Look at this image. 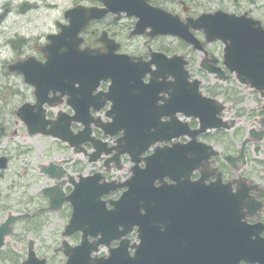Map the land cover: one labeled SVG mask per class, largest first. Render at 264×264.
I'll list each match as a JSON object with an SVG mask.
<instances>
[{
  "label": "flooded vegetation",
  "instance_id": "flooded-vegetation-1",
  "mask_svg": "<svg viewBox=\"0 0 264 264\" xmlns=\"http://www.w3.org/2000/svg\"><path fill=\"white\" fill-rule=\"evenodd\" d=\"M255 4V0H0V219L5 210L16 209L7 211L0 221V229H9L1 236L0 264H22L29 259L31 249L38 259L45 260L37 264H66L68 256L64 250L68 246L62 232L72 206L64 200L55 212L49 209L51 204L56 205L63 195L71 193L80 173H101V182L124 181L130 176L131 164L126 155L121 156L119 169L114 161L107 163L103 155L97 161H90L96 149L91 141L79 143V132L84 128L79 106L88 105L90 112L85 115L94 118L92 105L98 104L96 97L106 93L112 83L110 78L101 79L96 89L87 91L94 80L91 74L95 64L111 68L110 63L118 61L119 71L123 73L121 61L132 59L145 63L152 57V51L168 56L180 54L187 64L177 71L166 69L167 84L138 86L145 92L139 89L140 93L128 97L142 98L141 103L156 110V118L158 113H170L159 112L160 107L177 102L185 113H177L184 123V134L178 141L187 143L192 136L186 134V129L194 130L200 122L196 117L186 118V80H182L178 90L171 84L175 80L171 73H184L187 68L189 79L200 80L203 95L228 104L219 113L228 127L208 128L196 136L195 141L200 145H210V148L203 146L204 153H218L201 159L200 164L186 166V182L156 179L152 183L153 191L168 195L153 200L159 201V209L169 210V204L177 203L172 212L186 203V229L176 228L174 218L165 213L149 220V229L124 223L114 232L120 233L117 239L98 245L89 255L79 256L84 261L78 260V264H264V157L261 155L264 99L259 95L250 106L243 100L230 99L241 97L242 92L238 91L241 87L222 84L225 81L202 67V64L221 67L227 79L234 77L224 66L222 42L205 44L208 54H202L178 35L154 33L169 23L174 30L186 33V24L191 20L216 10L255 17V12H260ZM188 29L204 41L205 34L197 23L195 28ZM137 70L142 73V82L148 83L156 67ZM106 71L103 73L108 76ZM80 86L86 89L80 90ZM250 92L256 94L254 90ZM112 103L105 100L104 110L111 108ZM232 107L237 110L228 117L225 113ZM97 114L107 120L104 111ZM240 118L254 124L239 127ZM161 120L168 121L170 116L162 115ZM31 123L42 127L36 128ZM91 126L90 137L109 144L121 134L106 137L99 128ZM34 135L44 140L41 146L44 155L52 156L38 165L44 183L37 192L31 191L30 161L21 160L30 153L28 138ZM242 154L244 158H240ZM95 164L100 166L94 168ZM89 166L93 168L88 169ZM139 167H146L144 160ZM125 169L124 177L112 176ZM136 185L137 197H132L136 201L134 210L147 199L143 191L150 192L144 182ZM123 187L104 198L111 201L120 198L128 190V186ZM107 206L111 208L112 204ZM45 214L64 221L59 243L45 245L39 239L27 238V234L36 232L37 218H45ZM19 223L21 227L15 229ZM141 233L153 237L151 245L140 244ZM94 234L100 236L99 232L89 233L87 247L96 243ZM81 236V230L71 235L72 247L80 242ZM9 239L13 244H9ZM118 249V256L110 262L111 253Z\"/></svg>",
  "mask_w": 264,
  "mask_h": 264
},
{
  "label": "water",
  "instance_id": "water-1",
  "mask_svg": "<svg viewBox=\"0 0 264 264\" xmlns=\"http://www.w3.org/2000/svg\"><path fill=\"white\" fill-rule=\"evenodd\" d=\"M220 12L214 13L213 15H205L203 17L198 18L197 20H191L190 24H186V26L191 25L194 26L198 23L199 26H202L206 33V40L212 41L216 39H220L225 43V62L229 66L231 70L237 71L238 79L241 83H245L256 89H259L264 95L262 91L264 89V27L258 20H253L251 18H246L244 15L235 16V15H223L219 16ZM219 16V18H218ZM159 25V24H158ZM168 25L166 24L164 27L159 25L164 30H158L159 32H171V30H167ZM186 41L193 44L194 48L202 49V45L197 41L191 34L186 32ZM154 64L156 66V70L152 72V78L156 79L166 67H175V69H181L183 66V62H181L177 57H171L170 59L164 56H153L149 62L142 65L150 66ZM119 62L112 61L110 63L111 68H106L107 66L101 67L98 64H95L92 72H103L108 69H111L108 72V77H110L114 83H116L118 76L114 73L119 71ZM122 67L125 65V70L128 71L129 61H121L120 64ZM106 69V70H103ZM214 71V70H210ZM115 75V76H114ZM102 76H96L97 80L93 78L91 84H94L98 81ZM166 77V76H163ZM178 78V75H175ZM130 78L132 80L140 81L141 75H133L126 76L124 79ZM187 78V73H186ZM196 84L199 82H195ZM96 86V84H95ZM124 86V82H121V85L118 87H111V90L108 93V96H98L97 101L100 99H110L113 101V110H111L109 115H112L114 118V124L117 125V128L125 130L124 137H121L117 140L116 145H111L110 147H106V143H104V147L97 146L98 150L95 155L91 158L92 160L96 159L97 156L104 151L105 154L114 153L115 158H119L120 154L127 152L131 161L135 163L133 167V175L128 179L129 189L126 194L120 197L117 201H112V205L114 209L112 211L106 210V202L101 199V196L107 193H110L116 187L112 186V182L109 183H99L98 175L96 177L89 176L84 177L80 175V182L76 185L75 189L69 195L68 199L72 202L73 205V214L66 225L65 231L63 234L65 236L71 235L75 230L82 228L84 230L93 229L99 230L103 229L105 232H114L118 226L121 224H139L140 228H150L147 224L149 220L156 218L158 215L163 213L168 214L173 217L175 220V227L180 229H186V203H183L182 208L172 211V207H175L177 203L169 204L170 209L166 210L159 209V201L153 202L160 197H166L168 195L160 193V191L152 190V183L154 180H164L165 176H168L172 180L186 182V166L192 167L194 165L200 164L201 159L208 158L211 153H204L205 145H198L194 139L188 142L187 144H183L180 142H172V138L178 137L183 133L184 123H180L178 121H170L168 123H162L159 121L152 124L147 122H135L134 115L127 114V119L124 118L121 111L125 112V109L119 103L118 91ZM39 87V86H38ZM40 88V87H39ZM191 101H197L194 104V107H190L195 111L191 113L192 115L199 116L201 120V129H205L206 127H228L226 122L216 121V117L213 115L216 111L221 109L220 104L215 101L208 102V100L202 98L200 94L198 95L194 89H192ZM187 100V98H186ZM102 101H99V105H95V110L100 109V105ZM191 105V104H190ZM207 106L209 108H204ZM213 111H212V109ZM200 109L202 110L200 113ZM120 110V115L117 112ZM82 111H88L87 109L80 108L79 113ZM188 115V112H186ZM189 114V115H191ZM160 117V115L158 116ZM120 122V123H119ZM85 125V129L80 131V140L79 142L88 139L92 140L90 137H87L91 132L90 123H94L96 126L104 128L105 133L110 136L113 135V131L110 130V127L113 123L103 124L100 117L96 119H85L83 120ZM187 127V123H186ZM172 130V132H171ZM199 131L194 130L189 132L186 129V133H190L193 138L197 135ZM84 136V137H83ZM157 141H169L172 146H164V147H155L153 154L144 158L146 161V167L141 169L138 165V162L142 160L140 157L141 154L153 143ZM207 147V146H206ZM137 182H144L145 189L150 192H144L143 195L147 197L142 204H138L137 208L134 210L135 202L132 201L133 195L135 198L137 197ZM180 197L184 195H179ZM54 200H52L53 202ZM60 206L59 204L52 205V208ZM130 210H127L126 215L123 217L122 211L125 207H129ZM158 207V208H157ZM170 212L174 215H170ZM109 216V217H108ZM12 218L8 220L11 221ZM123 221V222H122ZM109 223V224H108ZM83 224V225H80ZM85 225V226H84ZM258 230V227L255 225V232ZM8 228L0 229V243L1 236L8 232ZM84 238L86 234H84ZM141 245H151L152 236L146 233L140 234ZM105 237L102 235L100 241L98 243H104ZM66 242V241H65ZM85 241L83 240L82 244L78 248H68L65 250V253L68 255V261L66 264H75L76 262V254L82 253L83 248L85 247ZM75 250L77 253H75ZM44 261V260H42ZM30 264H37V259L35 257L32 249L29 253V259L27 260ZM77 264V262H76ZM182 264V263H176Z\"/></svg>",
  "mask_w": 264,
  "mask_h": 264
},
{
  "label": "rangeland",
  "instance_id": "rangeland-1",
  "mask_svg": "<svg viewBox=\"0 0 264 264\" xmlns=\"http://www.w3.org/2000/svg\"><path fill=\"white\" fill-rule=\"evenodd\" d=\"M255 5L258 6L259 11L260 12H255L257 15L261 16V19L264 18V0H255ZM241 92H242V96H243V102H245V104L247 106H250L252 104V99L257 100L258 96L257 94H252L250 92V90L248 88L245 87H241ZM237 109L235 107H232V109L230 111H226V115L228 117H231L234 115V112ZM245 111V110H244ZM244 114H240L239 117H243ZM239 127H245L248 128L250 125L254 124V122L249 121L248 119L245 118H240L239 119ZM242 136H240L241 138ZM29 140V144H30V153L28 155H25L24 157H21V160L23 161L24 158H28L30 161V185H31V191L32 192H37V190H39V188L43 185L44 183V178L43 175H39L38 173V165L42 164L44 162H46L47 160H49L50 158H52V156L47 153L46 155H44L43 151H42V144L44 142V140L38 136V135H34L31 136L30 138H28ZM15 142H17L15 140ZM261 155L264 157V149L261 150ZM98 166H100L99 164H95L94 168H97ZM86 168V166H84ZM89 168H93L92 166H89ZM127 169L120 171V172H114L112 173L113 177H118V178H122L126 175ZM36 175V177H34V175ZM40 177H39V176ZM42 176V177H41ZM48 183H50L49 180H47ZM11 205V204H10ZM9 210H15L14 208H11ZM9 210H5L4 212H2L1 217L3 218L5 216V214L7 213V211ZM62 216V213L60 214ZM1 218V219H2ZM0 219V221H1ZM37 222L38 225L36 227V232L31 233L30 235L27 234V238L31 237L35 240H38L45 244V245H52V244H56L59 243L61 240V236H60V228L64 225V221L60 220L59 218H57L55 215H47L45 216V218L41 217V218H37ZM62 225V226H61ZM21 227V223L17 224L15 226V229L20 228ZM22 229V228H21ZM58 231V232H57ZM26 238V240H27ZM25 240V243H26ZM9 244L12 243L13 241L11 239L8 240ZM18 246H22L20 243H18ZM23 247V246H22ZM43 251V250H42ZM43 253V252H42Z\"/></svg>",
  "mask_w": 264,
  "mask_h": 264
}]
</instances>
